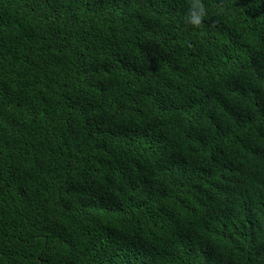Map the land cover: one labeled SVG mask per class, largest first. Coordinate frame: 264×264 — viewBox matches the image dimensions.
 <instances>
[{
  "label": "trees",
  "instance_id": "16d2710c",
  "mask_svg": "<svg viewBox=\"0 0 264 264\" xmlns=\"http://www.w3.org/2000/svg\"><path fill=\"white\" fill-rule=\"evenodd\" d=\"M0 264H264V0H0Z\"/></svg>",
  "mask_w": 264,
  "mask_h": 264
},
{
  "label": "clouds",
  "instance_id": "9594fccd",
  "mask_svg": "<svg viewBox=\"0 0 264 264\" xmlns=\"http://www.w3.org/2000/svg\"><path fill=\"white\" fill-rule=\"evenodd\" d=\"M198 11L193 12L190 16L189 22L195 26H199L201 24V17L203 15V8L199 5H196Z\"/></svg>",
  "mask_w": 264,
  "mask_h": 264
}]
</instances>
